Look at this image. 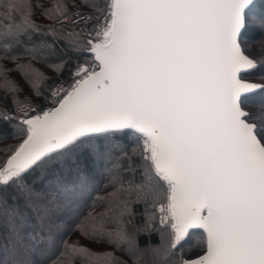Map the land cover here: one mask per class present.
<instances>
[{"label":"snow or ice","instance_id":"snow-or-ice-1","mask_svg":"<svg viewBox=\"0 0 264 264\" xmlns=\"http://www.w3.org/2000/svg\"><path fill=\"white\" fill-rule=\"evenodd\" d=\"M0 264H264V0H0Z\"/></svg>","mask_w":264,"mask_h":264},{"label":"trees","instance_id":"trees-1","mask_svg":"<svg viewBox=\"0 0 264 264\" xmlns=\"http://www.w3.org/2000/svg\"><path fill=\"white\" fill-rule=\"evenodd\" d=\"M9 143H14V141H9Z\"/></svg>","mask_w":264,"mask_h":264}]
</instances>
